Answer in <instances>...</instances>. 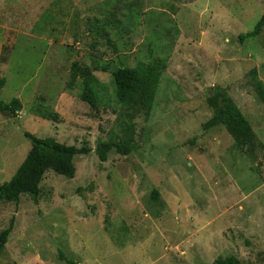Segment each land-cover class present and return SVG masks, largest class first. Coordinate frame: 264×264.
Here are the masks:
<instances>
[{"label": "rangeland", "instance_id": "1", "mask_svg": "<svg viewBox=\"0 0 264 264\" xmlns=\"http://www.w3.org/2000/svg\"><path fill=\"white\" fill-rule=\"evenodd\" d=\"M34 1L0 0V100L23 104L0 113V186L31 149L26 132L91 151L73 179L48 171L38 202L0 203V232L14 220L0 264H264V105L250 76L264 82V29L240 39L264 0H37L56 2L38 24L21 11ZM139 63L162 68L149 113L116 98L113 73ZM74 64L96 78V109ZM217 85L252 125L246 150L204 128ZM108 141L129 153L101 161Z\"/></svg>", "mask_w": 264, "mask_h": 264}, {"label": "trees", "instance_id": "2", "mask_svg": "<svg viewBox=\"0 0 264 264\" xmlns=\"http://www.w3.org/2000/svg\"><path fill=\"white\" fill-rule=\"evenodd\" d=\"M46 15V14H45ZM38 24V23H36ZM264 29V15L253 31L243 34L240 39L255 38L261 35ZM89 68H81L74 64L71 70V80L74 82L79 76L84 79L83 102L89 103L96 109L98 95L91 82L96 81ZM252 86L255 93L264 105V82L259 79L257 68L250 71ZM162 78V68L155 64L139 63L135 67H120L113 73L116 88V98L121 105L131 107L142 106L146 112L152 111ZM5 86L4 78L0 77V95ZM214 94L208 99V104L214 109L212 118L204 124L206 130L223 126L233 137L237 147L246 150L252 142L254 131L250 121L245 117L240 107L228 94L227 89L220 85L213 88ZM23 110L20 100L14 99L7 104L0 100V113H10L17 116ZM44 119L48 120L44 117ZM50 120V119H49ZM31 142V149L13 178L0 186V203H19L21 196L31 195L38 202L40 185L48 171L73 179L76 175L74 159L78 155L88 154L91 150L87 146L78 148L58 142L54 138L40 139L25 133ZM115 149L119 153L128 154L129 147L115 142H103L97 146L96 152L103 162L107 161L108 154ZM14 220L9 228L0 232V255L9 241L13 231ZM70 264L73 262L68 261ZM214 264H242L236 257L219 258Z\"/></svg>", "mask_w": 264, "mask_h": 264}, {"label": "crops", "instance_id": "3", "mask_svg": "<svg viewBox=\"0 0 264 264\" xmlns=\"http://www.w3.org/2000/svg\"><path fill=\"white\" fill-rule=\"evenodd\" d=\"M56 2H53V3H51L50 5H49V7L47 8H45L44 10H42L43 8H42V3H41V1H37V0H35L34 1V6H33V10L31 11V10H27V5H26V7L24 8L25 10H22L21 9V11L22 12H26V13H28V14H30V15H32L34 18H36L35 20H33V22H34V24H36V23H40L41 22V20H42V18H43V16H45V14L47 13V11L51 8L52 9V6L55 4ZM0 18H2V15L0 14ZM25 21H26V18H25V20L22 18V19H20V21L18 20V22H17V25L19 26V28H23V27H25L26 25H25ZM28 25V24H27ZM43 38V36H40L39 38ZM55 55H54V58L52 59H50L49 60V62L48 63H53L54 65H56V60H55ZM45 69H47V68H45ZM55 69V67L54 68H51V70H54Z\"/></svg>", "mask_w": 264, "mask_h": 264}]
</instances>
